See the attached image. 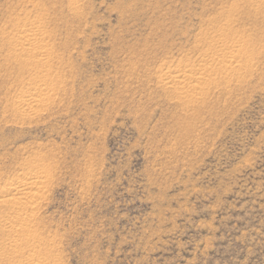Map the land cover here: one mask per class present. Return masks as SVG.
Segmentation results:
<instances>
[{
  "label": "rangeland",
  "instance_id": "374dc122",
  "mask_svg": "<svg viewBox=\"0 0 264 264\" xmlns=\"http://www.w3.org/2000/svg\"><path fill=\"white\" fill-rule=\"evenodd\" d=\"M33 22L43 67L14 54ZM213 40L243 43L231 79L162 86ZM39 76L47 99L21 115ZM39 167L48 264H264V2L0 0V187Z\"/></svg>",
  "mask_w": 264,
  "mask_h": 264
},
{
  "label": "bare ground",
  "instance_id": "6f19581e",
  "mask_svg": "<svg viewBox=\"0 0 264 264\" xmlns=\"http://www.w3.org/2000/svg\"><path fill=\"white\" fill-rule=\"evenodd\" d=\"M213 41L211 49L218 53L212 55L211 52L204 51L201 54L203 62L198 68L190 69L188 64L162 68V86L188 100L193 98L194 93L202 91L208 81L215 78L231 79L244 66L243 63L240 64L243 43L240 40H232L230 43L224 40ZM14 47V54L17 52L26 55L21 66L25 67L28 63L36 67L45 65L44 57L49 49L39 22L30 23L28 27L21 29ZM219 65L223 66L220 72L216 70ZM250 65L251 59H248L245 66ZM48 81L45 76H39L26 90L22 89L18 93L16 100L21 104V115H29L34 107L46 101L47 93L44 89ZM45 178L46 170L39 167L32 172L17 173L0 187V206L9 207L0 226L2 235L6 237L5 245L0 247V264L4 261L8 264H48L51 260L48 252L31 249L32 243H37L38 246L44 243L45 246L44 237L36 233L34 219L30 218L38 209L37 202L43 197Z\"/></svg>",
  "mask_w": 264,
  "mask_h": 264
}]
</instances>
